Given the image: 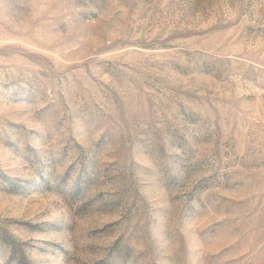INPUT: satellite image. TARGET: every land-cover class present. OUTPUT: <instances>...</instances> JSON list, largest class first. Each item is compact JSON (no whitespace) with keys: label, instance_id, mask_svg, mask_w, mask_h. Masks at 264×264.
Returning a JSON list of instances; mask_svg holds the SVG:
<instances>
[{"label":"rangeland","instance_id":"rangeland-1","mask_svg":"<svg viewBox=\"0 0 264 264\" xmlns=\"http://www.w3.org/2000/svg\"><path fill=\"white\" fill-rule=\"evenodd\" d=\"M0 264H264V0H0Z\"/></svg>","mask_w":264,"mask_h":264}]
</instances>
